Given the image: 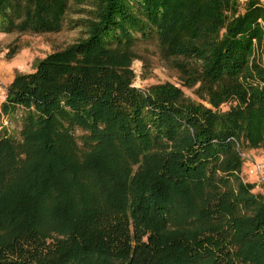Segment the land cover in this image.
<instances>
[{"label":"trees","instance_id":"trees-1","mask_svg":"<svg viewBox=\"0 0 264 264\" xmlns=\"http://www.w3.org/2000/svg\"><path fill=\"white\" fill-rule=\"evenodd\" d=\"M263 18V0H0V33L85 28L0 100V264H264L241 156H264ZM149 45L177 81L135 86Z\"/></svg>","mask_w":264,"mask_h":264},{"label":"rangeland","instance_id":"rangeland-1","mask_svg":"<svg viewBox=\"0 0 264 264\" xmlns=\"http://www.w3.org/2000/svg\"><path fill=\"white\" fill-rule=\"evenodd\" d=\"M86 15V12L70 13L71 17L78 19L84 18ZM84 35L85 28L81 25L72 29H63L60 32L42 34L0 33V83L8 85L16 71L30 70L34 59L41 58L53 50L61 49ZM15 38L18 39L21 49L8 59L6 57L8 46ZM132 68L135 72L134 84L140 88L146 87L151 82L177 81L179 79V72L172 62L164 59L154 45L147 46L143 58L135 60ZM146 74L148 77H143ZM247 153L254 158L262 157L255 150ZM248 179L252 178L248 177Z\"/></svg>","mask_w":264,"mask_h":264},{"label":"built area","instance_id":"built-area-1","mask_svg":"<svg viewBox=\"0 0 264 264\" xmlns=\"http://www.w3.org/2000/svg\"><path fill=\"white\" fill-rule=\"evenodd\" d=\"M244 3L246 0H237ZM260 25L264 29V18L260 19ZM261 59L264 63V50L261 53ZM7 93L6 85L0 83V100L5 99ZM245 162L246 176L251 177L255 183V190L258 191L264 199V156L261 158L251 157L247 152H241Z\"/></svg>","mask_w":264,"mask_h":264},{"label":"crops","instance_id":"crops-1","mask_svg":"<svg viewBox=\"0 0 264 264\" xmlns=\"http://www.w3.org/2000/svg\"><path fill=\"white\" fill-rule=\"evenodd\" d=\"M12 78L10 79V82H11ZM7 86V85H6Z\"/></svg>","mask_w":264,"mask_h":264}]
</instances>
